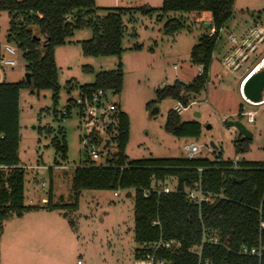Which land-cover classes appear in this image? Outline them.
Returning <instances> with one entry per match:
<instances>
[{
    "label": "rangeland",
    "instance_id": "rangeland-1",
    "mask_svg": "<svg viewBox=\"0 0 264 264\" xmlns=\"http://www.w3.org/2000/svg\"><path fill=\"white\" fill-rule=\"evenodd\" d=\"M162 1L95 0L93 19L107 14L110 10L107 8L125 9L121 14V54L84 55L80 42L90 39L93 32L91 27L82 26L74 29L64 44L55 47L57 100H53L52 89L29 85L19 89L17 152L19 166L24 171V208L20 216L11 212L1 221L0 264H141L133 234V189L83 190L76 209H48L45 203L49 191L53 205L75 201L73 170L89 158L81 139L92 128L98 131L96 142L102 152L98 159L90 160L95 165L107 164L108 157L102 148L113 150V133L83 120L75 106L68 116L61 114L67 99H75L81 85L92 83L98 72L115 70L119 63L122 86L111 99L129 118L124 152L128 160L183 158V145L194 142L200 146L197 155L200 158L211 161L242 158L264 163V105L244 104L237 89L240 72L233 75L220 65L223 55L232 47L228 34L240 36L250 25L264 23V0H234L232 14L216 39L205 87L189 95L188 101L192 103L180 113L181 121L199 124L196 137L175 136L164 130L168 110L179 103L171 97L157 100L155 92L175 80L192 82L200 69L190 59L191 49L213 25L210 14L205 12H162ZM148 7L153 10H141ZM171 19L179 20L182 26L166 30L165 24ZM9 27L7 12L0 11V43L6 41ZM37 40L42 39L37 36ZM263 52L264 43L244 66L252 65ZM84 66L92 70L86 71ZM26 72V62L20 56L16 66L0 70V79L23 81ZM152 101L147 108V103ZM154 108L158 109L156 113L151 112ZM247 111L254 112L252 122L247 120ZM231 120L240 121L251 137H244L236 127L228 125ZM60 132L66 145L65 158L51 144L53 137L61 138ZM238 138H247L246 152L236 150ZM177 184V178L172 176L151 181L158 190L163 185L174 190ZM194 249L199 251L198 247Z\"/></svg>",
    "mask_w": 264,
    "mask_h": 264
},
{
    "label": "trees",
    "instance_id": "trees-1",
    "mask_svg": "<svg viewBox=\"0 0 264 264\" xmlns=\"http://www.w3.org/2000/svg\"><path fill=\"white\" fill-rule=\"evenodd\" d=\"M234 0H163L160 10L184 12H209L215 32L203 34L192 47L190 59L200 66L192 82L185 84L175 80L155 92L157 100L171 97L187 107L190 94L199 93L206 84L208 69L218 30L232 14ZM95 0H0V11L10 18L6 41L15 43L22 51L30 81L0 82V227L1 221L11 212L20 216L23 211V167L18 163L19 142V89L29 85L36 89H52L53 100H57V69L54 50L65 43L74 29L82 26L92 28L93 35L80 42L84 55H120L122 20L125 9H110L103 16H96ZM143 12L152 8H141ZM182 26L177 19L168 20L166 30H177ZM37 36L42 40H37ZM84 70L91 71L90 66ZM122 67L101 71L92 83L84 84L80 90L96 88L114 89L118 93L122 86ZM264 96V95H263ZM153 101L147 103L150 107ZM241 106V105H240ZM72 107L67 99L66 109ZM242 111V107L240 112ZM61 114V116H68ZM113 133L114 148L109 151L105 166L95 165L88 158L73 170L72 190L75 201L71 204L53 205L49 191L46 207L77 208L83 190H134V240L141 243L159 237L171 238L179 247L171 251H159L157 257L168 264H264V163L243 159L236 168L231 160L211 161L205 158H150L128 160L124 154L129 137L128 115L117 105L104 127ZM164 130L175 136L199 135L197 122L181 121L180 114L169 109ZM98 131L89 132L96 141ZM61 138L53 137L55 151L66 157V145ZM238 152L248 150L247 138L235 141ZM199 169H201L199 171ZM176 177L178 184L170 192L151 191V181H163ZM200 183L213 195L212 201L200 205L188 200L185 189ZM150 190L147 196L143 191ZM153 222H156L153 224ZM218 237L216 244L202 243L205 237ZM261 247V253H241V246ZM199 253L194 249L199 247ZM136 254L138 248L135 249ZM137 258L139 256L137 255Z\"/></svg>",
    "mask_w": 264,
    "mask_h": 264
},
{
    "label": "built area",
    "instance_id": "built-area-1",
    "mask_svg": "<svg viewBox=\"0 0 264 264\" xmlns=\"http://www.w3.org/2000/svg\"><path fill=\"white\" fill-rule=\"evenodd\" d=\"M222 28L218 30V34L221 32ZM215 32V29L208 33V35H212ZM228 40L230 41L232 47L228 50L225 55H223L220 65L224 70L229 73L236 75L238 71L240 73L237 74L238 85L237 89L239 95L242 100L251 106H255L254 104H250L246 101V98L243 95V85L246 79L256 71L262 69L264 67V52L257 57L255 62L250 66H244L245 62L248 60L250 55L255 52L260 45L264 43V23H254L248 27V29L241 34L240 36H236L233 34H228ZM22 57V51L19 47L13 43L5 41L0 43V70L2 71L4 68H12L17 65L19 57ZM200 69V66H198ZM200 71V70H198ZM116 93L114 89H104V88H96L89 90H80L75 99H71L72 107L75 106L78 109V114L81 116L83 120H87L93 124H99L101 127H104L109 120L110 115L116 111L117 104L112 101V96ZM179 103V102H178ZM192 103V102H191ZM188 106V105H187ZM186 107L179 105L174 106V111L178 114L181 113L183 109ZM70 109H64L62 112L63 115L70 114ZM247 116V120L252 122L254 119V112L247 111L245 112ZM90 132V131H89ZM81 145L83 151L87 154V156L92 159H98L101 156V152L98 149L97 142L94 141L89 133L85 135L81 139ZM113 149V148H112ZM103 152L109 156V148L103 146ZM183 151L185 153L186 158H195L200 152V146L194 142L186 143L183 145ZM242 158H234L231 160L232 167L236 168L237 165L241 162ZM1 170H6L5 166H0ZM201 169H199L200 171ZM151 191L157 192H170L172 189L168 185H163L161 189H155L152 185L150 187ZM150 190L143 191V195L147 196L150 193ZM187 198L189 201L194 202L196 204H201L203 202L212 201L213 195L205 190L200 183L194 185V188H188L185 190ZM116 195V192L113 193ZM156 222H153L155 224ZM218 237H205L202 239V243L205 241L211 244H216L218 242ZM179 247L178 243L171 238H163L159 237L154 241H146L138 243V254L139 260L141 264H165L163 259H159L157 257V253L159 251H171L175 250ZM200 249V246L198 247ZM241 253L249 254V255H257L259 256L261 253V247H246L244 245L241 246ZM198 253L200 251H197ZM200 254V253H199Z\"/></svg>",
    "mask_w": 264,
    "mask_h": 264
},
{
    "label": "water",
    "instance_id": "water-1",
    "mask_svg": "<svg viewBox=\"0 0 264 264\" xmlns=\"http://www.w3.org/2000/svg\"><path fill=\"white\" fill-rule=\"evenodd\" d=\"M29 72L25 73V79L27 82L30 81ZM264 67L255 73L251 74L243 85V95L244 97L252 101L253 103L261 102L264 99ZM157 108H154L151 112L156 113ZM228 125L236 127L238 132L244 137H251V133L244 127V125L238 120L228 121Z\"/></svg>",
    "mask_w": 264,
    "mask_h": 264
},
{
    "label": "crops",
    "instance_id": "crops-1",
    "mask_svg": "<svg viewBox=\"0 0 264 264\" xmlns=\"http://www.w3.org/2000/svg\"><path fill=\"white\" fill-rule=\"evenodd\" d=\"M205 13H207V14H210L209 12H205ZM2 81V79H0V82ZM238 85V84H237ZM238 94H239V92H238ZM263 95H264V93H263ZM240 96V95H239ZM240 99H241V101H242V98H241V96H240ZM264 100V99H263ZM244 102V101H243ZM244 104H246L245 102H244ZM247 105V104H246ZM262 105H264V101L263 102H260V103H257L255 106H262Z\"/></svg>",
    "mask_w": 264,
    "mask_h": 264
},
{
    "label": "bare ground",
    "instance_id": "bare-ground-1",
    "mask_svg": "<svg viewBox=\"0 0 264 264\" xmlns=\"http://www.w3.org/2000/svg\"><path fill=\"white\" fill-rule=\"evenodd\" d=\"M246 101H247L248 103L252 104V105H253V104L256 105L257 103H260V102L253 103L252 101H249V100H247V99H246ZM261 102H263V101H261Z\"/></svg>",
    "mask_w": 264,
    "mask_h": 264
}]
</instances>
